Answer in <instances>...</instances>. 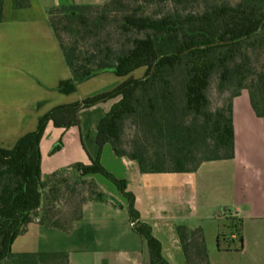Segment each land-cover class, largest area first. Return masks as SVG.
<instances>
[{
	"label": "trees",
	"instance_id": "obj_1",
	"mask_svg": "<svg viewBox=\"0 0 264 264\" xmlns=\"http://www.w3.org/2000/svg\"><path fill=\"white\" fill-rule=\"evenodd\" d=\"M12 1L17 9L31 5V0ZM134 1V7L128 0H108L102 5L48 10L72 73L71 79L59 84L60 92H75L80 83L104 72L127 78L109 91L54 107L14 147L0 146V264H68L67 254L14 253L12 245L35 221L70 231L83 217L87 201L106 198L99 183L89 178L93 174L111 179L129 199L132 220L139 217L127 181L101 162L106 142L119 156L137 161L143 173L194 172L204 162L235 156L233 104L243 90H248L256 114L264 117V71L255 69L256 59L264 55V0H226L201 12L177 10L182 0H154L173 6L163 15L143 11L150 0ZM4 4L0 0V20ZM111 18L121 36L117 43L101 38ZM66 33L71 36L68 40ZM86 40L91 42L88 47ZM143 67V77L132 75ZM216 73L219 88L231 93L221 107L212 109L209 90ZM115 98L118 101L99 122V149L92 163H75L43 177L41 141L47 124L77 126L81 110ZM127 118L137 129L129 151L119 144ZM60 148L57 145L52 152ZM88 185L93 188L85 194L83 187ZM80 194L83 198L73 203ZM64 196L67 203L62 206ZM241 226L239 219L234 227L238 242L225 245L219 237L221 250L243 248ZM136 229L149 245L151 263L170 264L152 226L139 223ZM176 229L186 263L211 264L204 228L183 222Z\"/></svg>",
	"mask_w": 264,
	"mask_h": 264
},
{
	"label": "crops",
	"instance_id": "obj_2",
	"mask_svg": "<svg viewBox=\"0 0 264 264\" xmlns=\"http://www.w3.org/2000/svg\"><path fill=\"white\" fill-rule=\"evenodd\" d=\"M107 1L31 0L30 7L17 9L12 0H5L0 20L1 147H14L20 137L36 130L40 117L54 107L109 91L127 78L104 72L80 83L75 92L59 91V84L71 79L72 73L48 10ZM117 101L100 103L108 104L104 116ZM100 104L87 109L95 110ZM83 111L77 126L66 129L47 124L41 141L43 177L75 163L90 165L97 156L98 140L91 151L85 146ZM104 116L92 124L93 131L98 133ZM233 118L235 156L204 162L194 172L143 173L137 161L119 156L112 143L106 142L101 162L120 170L121 175L113 174L127 181L139 217L132 220L129 199L118 187L101 182L106 198L87 201L83 217L70 231L35 221L26 234H39V241L25 248L24 237L19 235L12 250L18 246L17 253H64L68 264H152L149 245L136 229L139 223H147L162 244L164 258L177 264L183 249L176 227L187 222L204 228L211 264H264V117L256 114L248 90L234 99ZM59 138H63L62 147L52 152ZM239 219L243 248L221 250V235L225 245L230 240L238 242V234L224 230L223 223L234 228Z\"/></svg>",
	"mask_w": 264,
	"mask_h": 264
},
{
	"label": "rangeland",
	"instance_id": "obj_3",
	"mask_svg": "<svg viewBox=\"0 0 264 264\" xmlns=\"http://www.w3.org/2000/svg\"><path fill=\"white\" fill-rule=\"evenodd\" d=\"M221 1H226V0H182L180 3H178L176 8H177V10H180L182 12H190V11L201 12L204 9L208 8L210 5H212L214 3H219ZM231 1H237V0H231ZM128 3L131 5V7L135 6L134 0H128ZM100 5H102V4H100ZM172 7L173 6L168 5L167 3H162L159 1L150 0V1L145 2V6H144L143 11H145L148 14H152V15H163V14L168 13L170 8H172ZM107 23H109L110 25L105 30H103L101 38H102V40H103V38H105L107 42L117 43V41L119 40V38H121V36L114 29L115 23H116L114 21V18H111V20ZM110 31H111V34H108V33H110ZM64 35H65V38L67 40L70 39V37H71L70 34H68V33H66ZM108 35H110V36H108ZM122 39H124V37ZM83 42L86 45V47L91 45V42H89L88 40L83 41ZM255 65H256L255 69L257 71H264V55H262L261 57H258L256 59ZM145 72H146V67H143V68H140V69L136 70L135 72H133L132 75L135 77H143L145 75ZM230 93H231V90H229V89L222 90L219 88V74L216 73L212 78L211 87L209 90V97L211 100L212 109H216L217 107H221L224 103V100L229 96ZM107 107H108V104H100V106H98V108H96L95 110L84 109V111L81 114V116L83 117V128H85V130H86V132L84 133L85 134V141L84 142H85L86 148L90 151L93 150L94 147L97 145V140H98V133L96 131H93L91 129V126L97 120V118H99L100 116H104ZM136 134H137V129L133 123L132 118H127L126 121H124V123H123V132H122L121 141L119 143L121 145V147L123 149L128 150V151L133 149V144H134L133 139L135 138ZM62 144H63V138H59L55 141L54 147L57 145H61V147H62ZM57 151H55V152H57ZM105 160L107 161V159H105ZM106 166L107 167H105V168L108 171L121 175L120 170L115 168L111 163L107 162ZM111 170H113V171H111ZM46 176L47 175H45L44 177H46ZM115 176L118 177V175H115ZM92 177L100 185H101V182H105V183H108V184L112 185L113 187H115V189L117 188V185L111 179L107 178L103 174H100V173L93 174ZM83 188L86 190V192H85V194H86V193L91 191L93 186L88 185V186H84ZM102 188H103V186H102ZM81 198H83V196L80 194L74 200L73 203L78 202V200ZM66 200H67V198L64 196V198L60 199L59 204L62 206H65L67 203ZM223 226H224L223 227L224 230L229 231V233L234 232L233 227L226 228L227 227L226 223H223ZM26 233H27V231L21 234L22 235L21 237H24V240H22V241L25 243V248H30V246H32L30 243L39 241L40 237H39V234H36V233L34 234V232L31 234H28L29 236H27ZM17 250H18V246H14L13 252L17 253L16 252ZM177 262H178L177 264H186L185 255L183 252H181V254H179Z\"/></svg>",
	"mask_w": 264,
	"mask_h": 264
},
{
	"label": "built area",
	"instance_id": "obj_4",
	"mask_svg": "<svg viewBox=\"0 0 264 264\" xmlns=\"http://www.w3.org/2000/svg\"><path fill=\"white\" fill-rule=\"evenodd\" d=\"M131 224H132L133 226H135V223H134V222H132Z\"/></svg>",
	"mask_w": 264,
	"mask_h": 264
}]
</instances>
